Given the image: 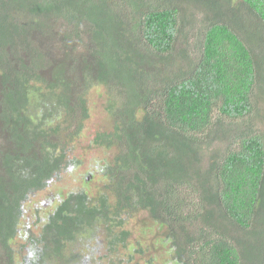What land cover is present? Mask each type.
<instances>
[{
	"label": "trees",
	"instance_id": "1",
	"mask_svg": "<svg viewBox=\"0 0 264 264\" xmlns=\"http://www.w3.org/2000/svg\"><path fill=\"white\" fill-rule=\"evenodd\" d=\"M93 93L102 183L53 195L16 257L31 197L81 164ZM141 213L172 264H264V0H0V263L86 264L104 234L110 263Z\"/></svg>",
	"mask_w": 264,
	"mask_h": 264
},
{
	"label": "rangeland",
	"instance_id": "2",
	"mask_svg": "<svg viewBox=\"0 0 264 264\" xmlns=\"http://www.w3.org/2000/svg\"><path fill=\"white\" fill-rule=\"evenodd\" d=\"M197 39L194 40V45L199 42V34L197 33ZM98 91V90H97ZM99 93H93L91 97V117L87 125V133L82 136V141L77 146L76 152L73 154L74 157L80 158L81 164L70 168V170L65 173L64 177L59 182H54L49 186V188L41 193L33 195L25 207V213L23 216V228L30 223L32 226L37 227L36 224L39 219L46 218L48 213H51L52 210L56 207L55 198H52L53 195H63L64 193H69L73 190L82 189L86 192H94L100 183H102V174L103 168L108 160L111 159V151H105L103 148H92L88 149V132L93 133V131L98 130H107L109 129V121L107 119L106 113L103 111L102 103L98 98ZM222 147V146H220ZM85 149H87L85 151ZM72 159V156H69ZM90 172V173H89ZM92 174V179L86 181L88 174ZM87 192V193H88ZM52 199V206L50 208L44 206L40 208V205L46 202L47 200ZM153 221L141 213L135 217V220L129 223L126 226V229L130 231L131 236L129 237L128 242L125 246H118L114 254L110 257L112 260L110 263L106 262V239L101 235L98 239H93L91 241H82V245L78 248V252L85 257L90 258L92 261L87 262L86 264H119L123 260L128 259L131 255H134L135 250L142 248L145 251V254L136 255L133 258L141 257V262H149L155 260L156 264H172L168 261V250L169 247L163 245L159 239V233L157 225L153 226ZM24 232H22L20 238H18L21 243H28L32 238V235H29V240H24ZM31 252V248L24 249L22 254L25 255ZM19 260L17 259V263Z\"/></svg>",
	"mask_w": 264,
	"mask_h": 264
},
{
	"label": "flooded vegetation",
	"instance_id": "3",
	"mask_svg": "<svg viewBox=\"0 0 264 264\" xmlns=\"http://www.w3.org/2000/svg\"><path fill=\"white\" fill-rule=\"evenodd\" d=\"M22 221H23V218L20 221L19 229L17 230V233L15 235V238H13V240H14V244H15V247H16V251H15L16 252V257H19L20 256V257L28 260V258L26 257L27 254L23 255L22 252H23L24 249H28L32 243H37L36 242V239L39 240L41 238L40 235L42 233V230H41L40 227H34V226L31 225L32 226V233H33V235H32V238L30 239V242H28V243L27 242L26 243H21V241L18 238H20L22 232L25 233L24 234V240L25 241L29 240V235H30L29 232H28V230H27V227L24 226V228H23ZM0 223L1 224H4L3 223V218L1 216H0ZM25 224H28V223H25ZM0 250H1V247H0ZM18 251L20 252V254L18 253ZM30 262H34V261L32 260ZM21 263H22V261H21ZM26 264H30L29 261ZM145 264H148V263L146 262Z\"/></svg>",
	"mask_w": 264,
	"mask_h": 264
},
{
	"label": "clouds",
	"instance_id": "4",
	"mask_svg": "<svg viewBox=\"0 0 264 264\" xmlns=\"http://www.w3.org/2000/svg\"><path fill=\"white\" fill-rule=\"evenodd\" d=\"M90 179V178H89Z\"/></svg>",
	"mask_w": 264,
	"mask_h": 264
}]
</instances>
